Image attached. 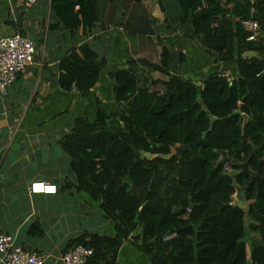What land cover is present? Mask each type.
I'll list each match as a JSON object with an SVG mask.
<instances>
[{"label":"trees","instance_id":"obj_1","mask_svg":"<svg viewBox=\"0 0 264 264\" xmlns=\"http://www.w3.org/2000/svg\"><path fill=\"white\" fill-rule=\"evenodd\" d=\"M177 1L191 35L217 61L235 62L238 75L214 72L201 84L180 74L143 79L135 60L111 73L124 106L79 117L61 137L77 175L66 186L86 191L115 222L113 235L71 240L92 249L87 264H117L127 240L152 264H264V183L246 190L249 208L240 205L236 184L249 175L234 177L237 163H218L227 150L264 174V0ZM52 11L70 32L98 19L97 0H52ZM247 19L259 24L256 39H248ZM105 64L91 44L77 45L60 60L58 83L87 94ZM250 232L259 237L249 241Z\"/></svg>","mask_w":264,"mask_h":264},{"label":"crops","instance_id":"obj_2","mask_svg":"<svg viewBox=\"0 0 264 264\" xmlns=\"http://www.w3.org/2000/svg\"><path fill=\"white\" fill-rule=\"evenodd\" d=\"M97 7L92 26L70 32L55 18L52 0H38L32 7L24 0H0V37L20 33L37 46L34 62L0 93V230L13 235L16 244L44 254V264H64L62 253L83 233L115 234L114 220L96 200L66 186L76 184L77 175L61 142L77 118L94 119L99 108L111 113L124 106L115 99L112 72L135 60L143 79L180 74L201 84L214 72L229 80L238 75L235 62L217 61L182 24L177 0H97ZM86 42L106 64L96 85L81 95L60 87L59 63ZM149 63L160 68L151 71ZM34 180L55 184L58 191L33 193ZM34 225L40 233L32 232ZM117 264H152V258L127 240Z\"/></svg>","mask_w":264,"mask_h":264},{"label":"built area","instance_id":"obj_3","mask_svg":"<svg viewBox=\"0 0 264 264\" xmlns=\"http://www.w3.org/2000/svg\"><path fill=\"white\" fill-rule=\"evenodd\" d=\"M38 0H24L26 7H32ZM246 31L250 33L248 39H256V32L260 27L256 20L247 19L242 22ZM37 46L34 40L20 33L0 37V93H6L13 84L17 75L34 62ZM33 193H56L55 184L34 180L30 184ZM0 253L3 255V264H44L46 257L37 250L24 248L15 243L13 235L0 230ZM92 249L78 243L68 248L61 255L64 264H87Z\"/></svg>","mask_w":264,"mask_h":264},{"label":"water","instance_id":"obj_4","mask_svg":"<svg viewBox=\"0 0 264 264\" xmlns=\"http://www.w3.org/2000/svg\"><path fill=\"white\" fill-rule=\"evenodd\" d=\"M251 52H255V51H250L248 53H251ZM215 120H216V117L213 115H210V126H209L208 131H210L213 128V124ZM220 153H221V158L218 162L219 164L234 162V163H237L241 167L239 171L234 173V177H237L240 174L249 175V180L245 185L236 184V193L234 195L238 204L245 205L247 208H249V205L247 203V199L245 196V192L253 184H257L258 186L262 185L264 183V174H260L258 171L252 170L249 167L248 161H240L238 159H232L229 156L227 150H220ZM261 163L264 164V159L261 160Z\"/></svg>","mask_w":264,"mask_h":264},{"label":"rangeland","instance_id":"obj_5","mask_svg":"<svg viewBox=\"0 0 264 264\" xmlns=\"http://www.w3.org/2000/svg\"><path fill=\"white\" fill-rule=\"evenodd\" d=\"M249 241H251V238L249 239Z\"/></svg>","mask_w":264,"mask_h":264}]
</instances>
